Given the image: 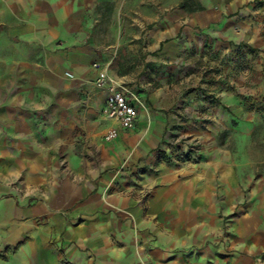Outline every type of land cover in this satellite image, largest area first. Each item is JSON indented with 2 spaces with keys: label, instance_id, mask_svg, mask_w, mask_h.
Returning <instances> with one entry per match:
<instances>
[{
  "label": "crops",
  "instance_id": "0c3cea01",
  "mask_svg": "<svg viewBox=\"0 0 264 264\" xmlns=\"http://www.w3.org/2000/svg\"><path fill=\"white\" fill-rule=\"evenodd\" d=\"M253 1L0 0V264H264V209L233 215L229 198L223 229L216 198L163 176L142 179L144 205L134 189L106 203L117 152L106 160L95 145L99 164L73 162L78 139L146 132L139 108L136 131L104 115L101 69L135 93L136 72L178 57L201 29L247 40L239 11ZM223 233L235 245L210 242Z\"/></svg>",
  "mask_w": 264,
  "mask_h": 264
},
{
  "label": "rangeland",
  "instance_id": "374dc122",
  "mask_svg": "<svg viewBox=\"0 0 264 264\" xmlns=\"http://www.w3.org/2000/svg\"><path fill=\"white\" fill-rule=\"evenodd\" d=\"M255 1L253 10L245 4L239 11L250 22L247 40L201 29L202 40L187 43L178 57L153 61L148 74L136 72L135 93L123 87L134 94L147 121L141 136L137 132L126 142L119 135L107 139L106 128L95 140L76 141V164L86 159L99 164L104 151L109 160L107 152L113 149L121 157L120 165L109 171L113 180L104 187L106 203L134 189L144 205L148 187L142 179L163 176L172 187L193 184L207 198H216L223 229L229 198L233 215L264 209V0ZM136 148L141 151L132 156ZM233 241L235 235L231 240L223 233L210 242L235 245Z\"/></svg>",
  "mask_w": 264,
  "mask_h": 264
},
{
  "label": "built area",
  "instance_id": "2783aa9c",
  "mask_svg": "<svg viewBox=\"0 0 264 264\" xmlns=\"http://www.w3.org/2000/svg\"><path fill=\"white\" fill-rule=\"evenodd\" d=\"M96 82L99 86L107 88L104 115L116 121L123 129L136 131L139 118L138 107L135 102L127 96L119 82L108 73L106 68L100 70ZM118 133L116 128H112L109 130L106 137L107 139H112L115 138Z\"/></svg>",
  "mask_w": 264,
  "mask_h": 264
}]
</instances>
